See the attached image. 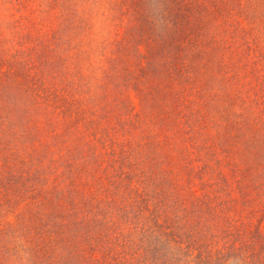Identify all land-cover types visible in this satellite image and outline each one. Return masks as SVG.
I'll use <instances>...</instances> for the list:
<instances>
[{
	"label": "rangeland",
	"instance_id": "obj_1",
	"mask_svg": "<svg viewBox=\"0 0 264 264\" xmlns=\"http://www.w3.org/2000/svg\"><path fill=\"white\" fill-rule=\"evenodd\" d=\"M0 264H264V0H0Z\"/></svg>",
	"mask_w": 264,
	"mask_h": 264
}]
</instances>
